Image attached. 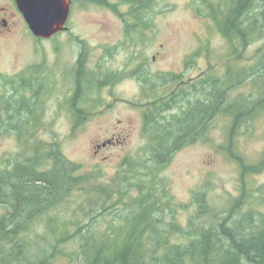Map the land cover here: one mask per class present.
<instances>
[{"label": "rangeland", "instance_id": "obj_1", "mask_svg": "<svg viewBox=\"0 0 264 264\" xmlns=\"http://www.w3.org/2000/svg\"><path fill=\"white\" fill-rule=\"evenodd\" d=\"M13 1L0 0V18L8 22L7 29L0 34V88H4L7 80L17 82L16 77L20 74L26 79L25 83L35 79L38 88H28L24 102L29 104L22 118L17 113L12 116L7 113V105L3 103L9 99L0 89V174L10 172L18 165L27 166L29 160L37 158L39 153L41 158L37 170L48 171L54 161L49 155L54 150L68 163L80 166L79 174H93L95 187L115 190L114 182L122 173L134 171L133 163L148 144L144 125L145 113L150 111L151 96L149 94V98L145 93L148 87H142L141 80L152 78L158 84L164 81L160 78L162 75L182 76L180 81L164 89V92L173 90L177 93L181 84L186 89L200 80L221 77L228 67L232 68L233 75L245 72L250 63H258L262 56L258 51L264 50L263 38L244 53L245 58L232 57L217 26L205 15L202 0H161L154 29L145 33L143 42L140 35L126 34L121 16L111 8L79 0H67L71 3V12L66 31L50 39H39L31 33ZM112 2L118 4L121 14L127 12L128 6L118 0ZM196 8L201 10V14L196 13ZM81 54L85 55L83 82L88 78L99 84L96 90L91 84L90 87L86 85L83 89L85 94L81 92L82 100H87L82 108L89 111L82 117L88 119L81 125H75L70 102L79 79ZM251 74L250 70L245 77ZM260 75L250 77L231 91L228 97L231 96L234 104H238L241 96L247 100L264 97V71ZM164 82L165 85L171 83ZM258 87L262 88L260 94ZM218 92L215 93L217 98L220 96ZM35 107L39 108L36 116L28 118V111L36 110ZM175 113L178 109L172 114ZM3 120L7 122L6 126ZM19 123L29 126L23 128L26 130L24 133L9 127ZM229 124L230 120L225 117L215 119L206 138L184 146L157 172L159 180L164 181L165 200L173 209L166 223L174 222L184 229L189 228L190 219L197 215L199 209V204L193 202L196 194H206L202 204L207 207L206 201L209 211L214 213L225 212L239 199L244 183L255 190L248 193L254 197L255 203L262 200L264 109L252 122L237 129L233 154L226 150ZM109 140L113 141L112 144L97 148ZM84 191L74 190L61 206L50 212V217L60 214L59 219L65 223L82 222L85 217L76 216L77 208L84 205L88 212L95 208L96 202L95 194ZM132 194L133 197L128 199L130 204L137 198V190L134 189ZM131 205L128 209L134 212L136 206L134 203L133 207ZM259 205L257 208L253 204V207L264 213L263 206ZM5 214L6 209L0 206V220ZM44 220L42 225L35 222L36 226L29 231L27 238L32 243L27 251L28 262L40 261V235L45 234L49 221ZM115 220L117 214L106 213L104 219L95 222L94 230L104 231ZM202 224H205L202 218L196 220V225ZM171 241L177 242L178 239L172 236ZM69 248V251H74L75 246ZM67 262L68 259L63 258L55 264Z\"/></svg>", "mask_w": 264, "mask_h": 264}, {"label": "trees", "instance_id": "obj_2", "mask_svg": "<svg viewBox=\"0 0 264 264\" xmlns=\"http://www.w3.org/2000/svg\"><path fill=\"white\" fill-rule=\"evenodd\" d=\"M79 1L111 8L121 16L126 34L140 35L142 42L145 33L154 29L160 14L161 0H118L128 6L125 14H121L114 0ZM202 2L205 15L217 26L232 57L245 58L244 53L264 38V0ZM195 11L201 14L199 8ZM258 53H262L258 63H250L245 72L233 75L232 68L228 67L221 77L200 80L186 89L181 84L177 93L164 92V89L180 81L182 76L162 75L160 78L171 82L168 85L164 81L155 84L152 78L141 80L142 87H148L149 92L145 93L151 96V112L145 113L144 125L148 144L133 163V174L127 171L118 175L115 190L95 187L93 174H79L80 166L68 163L54 150L49 155L54 159L52 168L40 175L35 174L40 153L19 170L20 174L17 169L12 174H0V200L9 210L0 220V264H55L63 258L68 259L66 264H264V213L257 209L259 204L264 208V192L257 204L248 194L255 190L244 183L240 198L220 213L209 211L206 201L207 207L203 206L206 194H196L193 202L199 204L197 215L192 216L189 228L184 229L174 222L166 223L173 209L165 200L164 181L159 180L157 174L177 151L199 138H206L211 123L221 116L230 120L226 150L233 154L237 129L252 122L264 109V97L247 100L241 96L238 104L228 97L250 77H261L264 50ZM84 57L81 54L78 60L79 79L70 102L75 125L83 124L88 118L82 116L89 112L86 107V111L82 108L87 101L82 100L81 95V92L85 94L83 89L87 85L82 80ZM250 70L252 74L246 78ZM262 87L264 89V79ZM258 89L260 94L262 88ZM175 109L178 113L172 114ZM30 110L28 118L34 119L37 110ZM126 163L128 166V160ZM134 189L138 195L131 205L128 199L133 197ZM74 190L95 194V208L86 212L84 205L79 206L76 216L85 218L75 224L63 222L60 214L51 218L50 212L61 206ZM133 203L135 211L130 212L128 206L133 207ZM106 213L117 214V220L110 222L104 231L94 230L95 222L104 219ZM47 216L50 218L46 219ZM201 218L205 224L196 225V220ZM44 219L49 221L45 234L40 235V261L28 262L27 251L32 243L27 238L29 231L36 226L35 222L42 225ZM172 236L178 241L172 243ZM71 245L75 246L74 251H69Z\"/></svg>", "mask_w": 264, "mask_h": 264}, {"label": "water", "instance_id": "obj_3", "mask_svg": "<svg viewBox=\"0 0 264 264\" xmlns=\"http://www.w3.org/2000/svg\"><path fill=\"white\" fill-rule=\"evenodd\" d=\"M14 1L31 33L39 39H50L61 32L71 12V3L67 0Z\"/></svg>", "mask_w": 264, "mask_h": 264}, {"label": "flooded vegetation", "instance_id": "obj_4", "mask_svg": "<svg viewBox=\"0 0 264 264\" xmlns=\"http://www.w3.org/2000/svg\"><path fill=\"white\" fill-rule=\"evenodd\" d=\"M14 3L16 4V2H14ZM16 6H17V4H16ZM17 9H18V7H17ZM7 27H8L7 20L5 18H0V34L5 29H7ZM63 31H66V27L61 32H63ZM16 79H17V82H14L13 81L14 79L7 80L6 83H5V85H4V88H0V89L4 91L5 97H8V99H9V101L6 100V102L3 103L4 105H7L6 106L7 113L9 115H11V116L12 115H15L17 113L19 116L21 115L20 117H22L23 115H25L24 112H25V108L27 106V104L24 102V100H25L24 99V96L27 97L28 91H29L28 88H30V87H33L34 89L35 88H38V82H35V79H33V81H31V80L28 81L27 80L26 83H25L24 80H26V79L23 78V76L21 74H20V76L16 77ZM85 80H86L85 82L87 84V87H90V84H91L92 87L94 86L93 88H95V90H96V88L98 87V84H99L98 81L94 80V82H93L91 80H88V78H85ZM87 91L89 92V89L88 88H87ZM36 93L38 94L39 93V90H37ZM35 109L37 111L39 110L38 107H35ZM26 110H27V108H26ZM29 111H31V110H29ZM27 117H28V115H27ZM6 125L7 124H5L4 126H6ZM14 125H16V126H14ZM9 127L12 130H15L16 129L15 130L16 132H23V131H26V130H23V128H27L29 126L28 125H25L23 123H19V124L10 125ZM111 142H113V141L109 140L106 143H103L102 145H98L97 148L99 149L100 147H103L105 144H108V143H111ZM24 167H26V166H24V165H18V167H15L10 172L9 171L6 172L4 175H6V174H12V172L15 169H17V170L18 169H23ZM35 174L36 175H40V172L37 170ZM0 206L3 207V208H5L6 211H7V213H8L9 210H8L7 206L5 205V203H3L2 200H0Z\"/></svg>", "mask_w": 264, "mask_h": 264}]
</instances>
